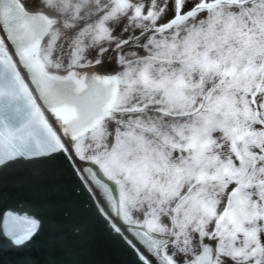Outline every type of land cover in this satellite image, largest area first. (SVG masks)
I'll return each instance as SVG.
<instances>
[{
	"label": "snow or ice",
	"instance_id": "1",
	"mask_svg": "<svg viewBox=\"0 0 264 264\" xmlns=\"http://www.w3.org/2000/svg\"><path fill=\"white\" fill-rule=\"evenodd\" d=\"M0 264H264V0H0Z\"/></svg>",
	"mask_w": 264,
	"mask_h": 264
}]
</instances>
